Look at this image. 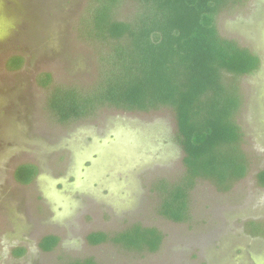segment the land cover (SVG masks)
Wrapping results in <instances>:
<instances>
[{
  "label": "rangeland",
  "instance_id": "374dc122",
  "mask_svg": "<svg viewBox=\"0 0 264 264\" xmlns=\"http://www.w3.org/2000/svg\"><path fill=\"white\" fill-rule=\"evenodd\" d=\"M91 4L0 0V264H264V187L257 177L264 171V0H241L217 18L222 36L261 62L236 79L247 173L229 191L198 180L182 222L159 213L166 190L185 175L170 109L102 107L68 123L49 109L56 88L87 91L98 79L101 43L84 39L81 27ZM137 12L135 1L124 0L116 17ZM19 57L22 66L10 68ZM47 74L51 82L43 86ZM24 165L37 171L29 184L15 179ZM133 226L158 230L159 249L133 251L112 241ZM92 233L108 239L90 244ZM48 236L59 243L46 252L40 244Z\"/></svg>",
  "mask_w": 264,
  "mask_h": 264
},
{
  "label": "trees",
  "instance_id": "16d2710c",
  "mask_svg": "<svg viewBox=\"0 0 264 264\" xmlns=\"http://www.w3.org/2000/svg\"><path fill=\"white\" fill-rule=\"evenodd\" d=\"M123 1L92 0L88 22L81 27L84 39L101 43L98 79L87 91L56 88L49 109L61 123L85 119L102 107L130 112L170 109L185 175L166 190L159 213L182 222L190 216V192L198 180L229 191L247 173L240 148L244 134L237 121L242 100L236 79L256 72L260 58L222 36L217 26L222 11L241 0H133L137 14L121 21L116 13ZM22 64L20 57L14 58L9 67ZM40 82L48 85L51 76ZM36 172L34 166L24 165L16 170L15 179L29 184ZM257 177L264 187V171ZM107 239L104 233L87 237L93 245ZM162 239L156 229L133 226L112 241L129 250L155 252ZM58 243L57 237L48 236L40 247L47 252ZM70 264L97 263L86 259Z\"/></svg>",
  "mask_w": 264,
  "mask_h": 264
},
{
  "label": "flooded vegetation",
  "instance_id": "af4514ba",
  "mask_svg": "<svg viewBox=\"0 0 264 264\" xmlns=\"http://www.w3.org/2000/svg\"><path fill=\"white\" fill-rule=\"evenodd\" d=\"M259 57V56H258ZM260 58V57H259ZM261 63V62H260ZM261 68V64H260V67L257 69V70H259Z\"/></svg>",
  "mask_w": 264,
  "mask_h": 264
}]
</instances>
